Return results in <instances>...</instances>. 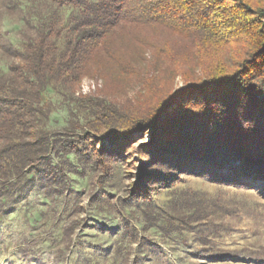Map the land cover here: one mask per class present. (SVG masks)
<instances>
[{"label":"rangeland","instance_id":"1","mask_svg":"<svg viewBox=\"0 0 264 264\" xmlns=\"http://www.w3.org/2000/svg\"><path fill=\"white\" fill-rule=\"evenodd\" d=\"M225 7L229 12L216 18L237 35L251 15L239 17L234 4ZM77 13L51 0H0V68L18 62L20 44L43 26L72 28ZM160 34L133 27L118 29L115 36L127 42L124 56L134 54L137 63L148 58L144 68L150 61V71L163 59L145 55L144 43ZM135 37L137 45L130 46ZM140 77L127 78L115 66L105 76L84 78L76 96L101 99L105 92L120 118L135 123L146 116L160 90L149 92ZM171 83L173 91L186 87L181 76ZM241 99L235 87L184 92L154 126L114 144L102 141L111 155L95 156L90 165L75 156L57 158L63 176L38 181L1 221L0 264H264V180L219 183L182 164L187 155L196 157L203 139L217 133L215 127L228 119L225 112ZM57 104L54 121L70 118L73 105L62 98ZM174 165L181 169L171 170ZM171 174L176 177L167 182ZM143 194L155 208L145 207Z\"/></svg>","mask_w":264,"mask_h":264},{"label":"trees","instance_id":"2","mask_svg":"<svg viewBox=\"0 0 264 264\" xmlns=\"http://www.w3.org/2000/svg\"><path fill=\"white\" fill-rule=\"evenodd\" d=\"M51 1L77 10L73 27L43 26L20 44L18 62L8 70L0 68V223L29 197L38 181L63 176L57 158L75 156L89 164L95 156L111 155L102 141L126 140L154 126L184 92L235 87L244 99L225 109L228 119L222 120V127H215L217 133L203 139L202 147L194 151L196 157L187 155L182 164L189 163L191 171L219 183L245 177L264 180V0ZM225 4H234L239 17L252 16L237 35L216 18L229 12ZM133 27L161 33L144 43L149 51L145 55L163 59L153 72L150 61L144 68L145 56L140 63L134 54L124 56L127 42L122 44L115 36L118 29ZM138 39L130 40V46ZM115 66L127 78L139 74L149 92L160 89L146 116L135 123L120 118L105 92L101 99L76 96L84 78L105 76ZM177 76L186 87L173 91L171 80ZM59 97L73 106L70 118L56 123ZM118 153L115 156L122 158ZM179 169L174 165L171 170ZM175 177L171 174L166 180ZM145 201V207L155 208L148 197Z\"/></svg>","mask_w":264,"mask_h":264}]
</instances>
